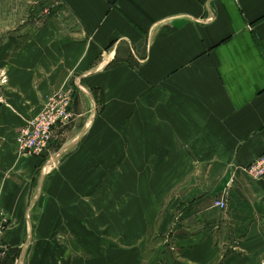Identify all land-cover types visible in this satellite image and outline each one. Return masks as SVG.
Returning a JSON list of instances; mask_svg holds the SVG:
<instances>
[{
  "label": "crops",
  "instance_id": "0c3cea01",
  "mask_svg": "<svg viewBox=\"0 0 264 264\" xmlns=\"http://www.w3.org/2000/svg\"><path fill=\"white\" fill-rule=\"evenodd\" d=\"M6 5L2 264H264V178L243 173L264 152V0ZM67 86L71 122L18 155L19 129Z\"/></svg>",
  "mask_w": 264,
  "mask_h": 264
},
{
  "label": "built area",
  "instance_id": "2783aa9c",
  "mask_svg": "<svg viewBox=\"0 0 264 264\" xmlns=\"http://www.w3.org/2000/svg\"><path fill=\"white\" fill-rule=\"evenodd\" d=\"M0 75V83H5L6 77ZM59 98V96H58ZM60 101H53V106L43 110L37 117L26 121L19 130L15 139V150L21 156H41L47 152L55 129L65 126L71 119V111L68 110L69 103L64 97ZM245 173L252 180L258 181L264 178V152L243 168ZM213 205L224 209L225 201L215 200ZM10 226V219L7 213L0 209V264L7 254V248L3 237Z\"/></svg>",
  "mask_w": 264,
  "mask_h": 264
},
{
  "label": "rangeland",
  "instance_id": "374dc122",
  "mask_svg": "<svg viewBox=\"0 0 264 264\" xmlns=\"http://www.w3.org/2000/svg\"><path fill=\"white\" fill-rule=\"evenodd\" d=\"M0 9H1V12H6V11H10V6H8V5H6V6H1L0 7ZM1 74H4L3 75V77H6L5 78V80H6V82L5 83H0V85L1 86H5L6 84H7V81H8V77H7V73H6V71L5 70H0V75ZM0 81H1V79H0ZM73 95H74V88L73 87H69V86H67V87H60V88H58L57 90H54V91H52V93L51 94H49L47 97H46V99H45V101H44V103H43V106H42V108H41V110H40V112L37 114V115H35L33 118H35V117H37L43 110H45L46 108H49V107H51V106H53V104H52V102L53 101H60L59 100V98H61V97H64L65 98V101H68V103H69V108H68V110H70L71 111V103H72V99H73ZM58 96H59V98H58ZM99 96V99H98V106H97V109H98V111H100V110H102V109H104V100H103V97L99 94L98 95ZM72 115V114H71ZM73 116V115H72ZM72 116H71V119H70V121H69V123L71 122V120H72ZM32 118V119H33ZM25 123H26V121H25ZM68 123V124H69ZM68 124H66L65 126H67ZM25 125V124H24ZM23 125V126H24ZM22 126V127H23ZM65 126H63V127H65ZM21 127V128H22ZM20 128V129H21ZM19 129V130H20ZM58 129H62V127H60V128H58ZM58 129H55L54 130V132H56ZM19 132V131H18ZM97 134V138H100L98 141L100 142V141H103L104 140V137H105V135L104 134H101L100 133V131L98 130V133H96ZM18 135V134H17ZM53 136H54V133H53ZM17 137V136H16ZM16 139V138H15ZM52 139H53V137H52ZM51 139V141L50 142H52L53 140ZM55 144H57L58 143V141L56 140L55 142H54ZM103 146V145H102ZM14 147H15V141H14ZM16 151V150H15ZM99 152H100V150H99ZM114 153V157H118V155H119V152H117V151H113ZM108 154H110L109 152H108ZM109 166H99L98 167V173H99V182H98V188H99V190H105L106 189V182L105 181H103V179L100 177L101 176V174L102 173H105L107 170H109ZM121 166H118V165H116V166H113L111 169H110V171H108V172H114V173H121ZM118 170V172H116ZM111 185H112V187L114 188V189H116V188H122V185H121V182H119V183H110ZM146 185V184H145ZM148 186H150V187H152L153 186V184L152 183H150V185H146V187L148 188ZM226 204V203H225ZM137 209V207L136 206H134L133 207V209H131V217H132V215L134 216V217H137L136 215L137 214H135V210ZM133 218V217H132ZM137 232V231H136ZM106 234H107V231H106ZM103 236V237H102ZM109 236V235H108ZM99 237H101L100 239H105V231H104V233H102V232H100L99 231ZM150 240H151V238H148V240L146 241V243H145V245L143 246L144 247V249H146L145 250V254H146V256L148 257L151 253H152V249H154V245H152V242H150ZM175 249H174V247L173 246H171L170 247V251H174Z\"/></svg>",
  "mask_w": 264,
  "mask_h": 264
}]
</instances>
